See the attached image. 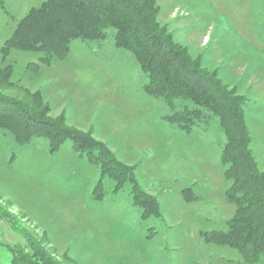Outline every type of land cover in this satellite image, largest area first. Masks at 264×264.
Returning <instances> with one entry per match:
<instances>
[{"label": "rangeland", "instance_id": "1", "mask_svg": "<svg viewBox=\"0 0 264 264\" xmlns=\"http://www.w3.org/2000/svg\"><path fill=\"white\" fill-rule=\"evenodd\" d=\"M43 1L4 0L0 50L16 23ZM156 5L160 27L246 98L250 149L263 172L264 0H156ZM40 57L11 50L4 59L0 52V95L32 107L35 120L60 119L89 133L133 170L142 193L156 199L159 216L143 220L130 183L114 191L106 176L101 199H94L99 167L70 141L51 152L45 138L19 145L0 129V264H11L10 249L26 251L25 236L46 237L56 258L75 264H243L236 250L200 236L225 230L235 212L225 198L230 183L220 163L225 137L217 118L206 115L190 133L168 123L169 109L144 94L146 76L110 37L75 39L64 58L49 64Z\"/></svg>", "mask_w": 264, "mask_h": 264}, {"label": "trees", "instance_id": "2", "mask_svg": "<svg viewBox=\"0 0 264 264\" xmlns=\"http://www.w3.org/2000/svg\"><path fill=\"white\" fill-rule=\"evenodd\" d=\"M3 4L0 0L1 8ZM158 13L156 0H45L16 23L0 52L4 59L11 50L36 52L42 64H49L64 58L75 39L102 41L110 37L117 49L132 55L146 76L144 94L169 109L165 116L168 123L190 133L206 115L217 118L225 137L220 163L230 183L225 198L235 206V212L225 230L202 232L200 236L205 243L236 250L243 264H264V171H260L250 149L246 98L223 85L215 72L206 71L199 58L193 59L176 43L173 35L160 27ZM33 111L0 95V129L19 145L35 137L45 138L51 152L70 141L75 151L99 167L94 199H101V178L106 176L114 181V191L130 183L134 205L142 209L143 220L159 216L156 199L142 193L133 170L117 163L102 143L89 133L63 125L60 119L35 120ZM25 237L26 251L10 249L11 264H75L68 257L56 258L46 237Z\"/></svg>", "mask_w": 264, "mask_h": 264}]
</instances>
